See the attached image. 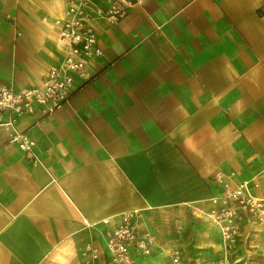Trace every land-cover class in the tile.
Listing matches in <instances>:
<instances>
[{
  "label": "crops",
  "instance_id": "1",
  "mask_svg": "<svg viewBox=\"0 0 264 264\" xmlns=\"http://www.w3.org/2000/svg\"><path fill=\"white\" fill-rule=\"evenodd\" d=\"M67 8L0 0V88L45 84L68 53ZM94 27L103 55L91 80L76 76L71 102L51 115L36 106L19 120L36 159L10 142L0 111V264H88V245L111 264L107 232L130 210L155 239L134 264H156L208 235L198 218L224 190L217 173L264 199V0H146ZM243 224L240 248L262 252L264 228Z\"/></svg>",
  "mask_w": 264,
  "mask_h": 264
},
{
  "label": "built area",
  "instance_id": "2",
  "mask_svg": "<svg viewBox=\"0 0 264 264\" xmlns=\"http://www.w3.org/2000/svg\"><path fill=\"white\" fill-rule=\"evenodd\" d=\"M146 0H67V16L60 19V40L68 47L64 61L50 68L46 82L41 87H31L16 92L12 88H0V111H8L11 118L2 122L12 131L10 142L30 158L36 159V141L26 132L18 129L20 118L33 114L35 107L41 108L44 116H49L62 106L71 102L75 90L76 76L91 80L89 72L91 61L103 55L99 38L94 27L96 19H103L110 25H117L136 5ZM224 185L222 194L212 201L214 207L210 214L219 225L231 230L237 220L249 213L264 225V199L248 193L246 184L231 188L224 173L215 175ZM141 211L130 210L121 215V222L107 232V249L113 264H132L134 250L149 255L154 249V238L150 232H140ZM229 237V235H228ZM86 252L92 254L94 262L99 259L100 249L88 245ZM180 254L174 253V262H179ZM97 264V263H94Z\"/></svg>",
  "mask_w": 264,
  "mask_h": 264
},
{
  "label": "rangeland",
  "instance_id": "3",
  "mask_svg": "<svg viewBox=\"0 0 264 264\" xmlns=\"http://www.w3.org/2000/svg\"><path fill=\"white\" fill-rule=\"evenodd\" d=\"M195 210L198 211L197 209ZM210 211H203L202 213H200L202 214V216L198 218L203 220V222L205 223H203V225L204 229L208 231L207 236L197 238L192 233V235L188 237L186 241H184V247H181L180 250H177L180 254L179 262H174V253L176 252L174 250L175 252H172L173 254L170 259L168 258L159 261L156 264H264V247H261L263 251L259 253L255 252L253 249L249 250L246 248H240L242 245L241 241L243 236H245L246 238V234L243 227L244 220H247L248 218V220L253 221L254 223H256V225L259 224L264 228V225H262L257 218H255L249 213H245L242 219L237 220L235 223H233L232 226L235 230H231V227L227 229L228 227H225L224 225H219L217 222H215L214 218L210 214ZM163 226L164 229L173 233L179 225L176 226L171 223L170 225L164 224ZM187 227L188 230H193V225H191L190 223L187 224ZM161 233L164 237H166L165 240L170 245L178 243V239L176 236L168 237L164 231ZM258 250L259 249L257 248L256 251ZM88 253L89 252H86L85 249L84 254L87 255ZM152 253L144 256L151 257ZM110 262L111 264H113L111 257ZM87 263L101 264L99 262V259L94 262L92 254L90 260ZM132 264H134V260Z\"/></svg>",
  "mask_w": 264,
  "mask_h": 264
}]
</instances>
